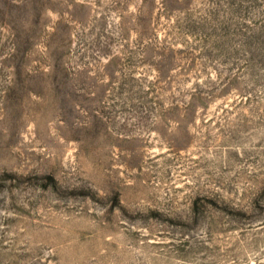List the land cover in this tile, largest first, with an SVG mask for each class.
Returning a JSON list of instances; mask_svg holds the SVG:
<instances>
[{
	"label": "rangeland",
	"instance_id": "374dc122",
	"mask_svg": "<svg viewBox=\"0 0 264 264\" xmlns=\"http://www.w3.org/2000/svg\"><path fill=\"white\" fill-rule=\"evenodd\" d=\"M0 264H264V0H0Z\"/></svg>",
	"mask_w": 264,
	"mask_h": 264
}]
</instances>
